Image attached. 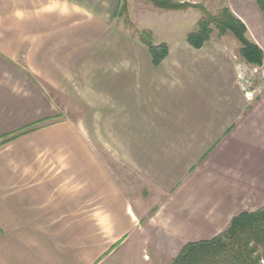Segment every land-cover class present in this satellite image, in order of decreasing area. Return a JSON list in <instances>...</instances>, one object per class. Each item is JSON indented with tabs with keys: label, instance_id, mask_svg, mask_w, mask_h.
Returning <instances> with one entry per match:
<instances>
[{
	"label": "crops",
	"instance_id": "1",
	"mask_svg": "<svg viewBox=\"0 0 264 264\" xmlns=\"http://www.w3.org/2000/svg\"><path fill=\"white\" fill-rule=\"evenodd\" d=\"M234 2L250 38L264 51V14L257 0ZM78 5L79 0H0V57L12 66L19 46L27 44L29 73L44 79L69 73L75 66L72 38H64L62 28L94 22L77 20ZM116 9L117 3L110 11L115 15ZM105 50L97 55H107ZM238 66L237 55H168L158 67L151 55H128L117 68L102 69L99 88L87 97V114L112 125L110 138L117 140L116 147L104 151L135 174L141 197L133 200L116 184L110 166L102 163L87 167L84 185L49 182L60 199L46 211L51 200L45 194L14 190L45 187V181L28 180L26 187L0 166V189L7 191L0 197V264H79L70 254L71 246L63 260L61 239L77 228L71 221L79 218L82 196L87 255L81 264H93L88 251L94 250L95 228L101 251L118 244V249L131 246L136 252L155 246L180 253L190 242L219 235L240 213L263 208L264 91L250 98L241 86ZM5 84L0 83L6 93L1 95L5 105L0 134L12 131L5 129L4 118L12 117L13 87ZM77 134L56 136L73 140ZM28 138L15 144L24 156L39 150ZM86 150L90 156L96 154L92 147ZM77 167L70 164L60 171L76 178ZM24 171L38 175L45 168L29 164ZM82 187L84 194L79 195ZM95 202L101 204V212L94 211ZM149 203L154 206L148 210ZM94 220L101 222L94 225Z\"/></svg>",
	"mask_w": 264,
	"mask_h": 264
},
{
	"label": "rangeland",
	"instance_id": "2",
	"mask_svg": "<svg viewBox=\"0 0 264 264\" xmlns=\"http://www.w3.org/2000/svg\"><path fill=\"white\" fill-rule=\"evenodd\" d=\"M172 1L187 3L192 7H202L211 15H217L221 9L228 8L245 24L247 37L254 42L250 38L246 23L234 11L235 0ZM80 2H85V4ZM120 2L121 0H79L77 20L94 22L93 26L89 27L81 25L71 29L62 28L64 38L71 35V47L73 48L71 56L75 59L72 61L75 66L67 74L64 73L60 77L50 75L44 79L40 76L37 77L32 72L29 73L25 58L27 44L19 46L17 49L19 56L13 61L12 66L9 63L12 61L0 57L4 60V62L0 60V83H7L5 85L13 87L12 102L10 103L12 105L10 108L13 111L12 117L8 115L7 118H4L6 120L5 129L11 128L12 131L0 134V166L15 174L14 179L20 181V185L26 184V187L28 180H30V184L39 180L45 181V187L40 184L33 189L17 188L14 190L45 194L46 200H51L46 204V211L53 208L55 199H57L56 203L60 199L59 192L51 183L73 180L79 185H84L87 167L100 166L102 163L110 166L116 184L130 194L133 200L141 197L142 187L135 174L123 164H119L115 159L117 157L112 156L107 150L104 151L105 148L116 147L117 140L110 138L113 135L111 133L112 125L103 123L101 117L89 116L86 110L87 97H91L92 91L98 89V85L102 82L100 74L102 69L109 68L111 71V69L117 68L118 63H123V58H127L128 55L129 57L150 55L149 49L140 40L141 33L150 32L155 45L167 44L169 55H237L239 79L241 86L247 91L246 94L255 99L261 96L264 91L263 64L257 66L245 62L240 57L241 44L233 34L227 33L220 36L217 31H214L210 41L201 49H195L187 42V36L198 29V23L203 16L201 8L163 11L145 0H127V13L120 17L118 16ZM116 3L117 9L114 15L110 10H113ZM108 43L107 52L105 47ZM101 48L108 54L97 55ZM0 55L4 54L0 52ZM131 61L133 62V60ZM5 94L0 90V112L3 110L2 105H5L1 101V95ZM7 94L9 96V92ZM87 120L89 121L87 122ZM28 130L29 132L26 133ZM88 130L89 135L87 134ZM70 131L78 132V138L69 140L58 139L56 136L58 133ZM18 134L17 137L9 138ZM27 135L30 137L28 138L30 142L39 150L36 151L32 148L29 155L24 156L21 151L16 149L15 144ZM3 146H9V149H3ZM87 146L95 149L94 156L87 153ZM29 164L44 167L45 171L38 175L25 174L24 170ZM70 164L78 166L76 178L75 175L71 177L69 171H60L61 168ZM1 174L4 175L0 172ZM84 191V187L79 188V195L80 193L84 194ZM6 194V189H0V197L6 196ZM79 201L81 202L79 203V218L76 221H71L73 226L76 223L77 228L72 235L63 233L61 247L63 260L69 257L68 250L71 246L70 254L72 257L76 256V260L81 264L87 255L85 248L86 220L82 219L80 214L81 210L85 211V197L82 196ZM136 205L138 204L135 203ZM153 206V203L146 204V209L149 210ZM34 210L37 209L34 208ZM101 210V204L95 202L94 211L101 212ZM64 222L62 221V223ZM98 222L101 220H94V225H97ZM117 245L110 246L108 251H101V235L95 228L94 250L88 251V261L93 264H171L179 254L176 251H160L155 246L146 247L145 252H136L129 249L132 248L131 246L118 249ZM261 264H264V261H261Z\"/></svg>",
	"mask_w": 264,
	"mask_h": 264
},
{
	"label": "trees",
	"instance_id": "3",
	"mask_svg": "<svg viewBox=\"0 0 264 264\" xmlns=\"http://www.w3.org/2000/svg\"><path fill=\"white\" fill-rule=\"evenodd\" d=\"M145 1L163 11L201 8L203 16L198 29L187 36V42L193 48H203L214 31L220 36L231 33L241 44L240 57L245 62L257 66L263 64V50L247 37L245 24L228 8L221 9L217 15H211L202 7H192L187 3L172 0ZM257 3L264 13V0H257ZM127 10V0H121L118 16L122 17ZM140 40L149 49L155 67L169 55L168 45H155L150 32L141 33ZM261 261H264V207L254 212L240 213L232 219L226 230L212 239L186 244L171 264H261Z\"/></svg>",
	"mask_w": 264,
	"mask_h": 264
}]
</instances>
